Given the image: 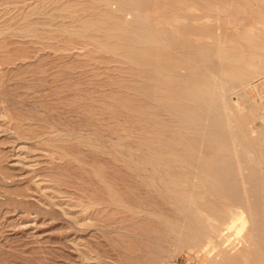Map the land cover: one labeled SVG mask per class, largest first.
<instances>
[{"label": "rangeland", "instance_id": "obj_1", "mask_svg": "<svg viewBox=\"0 0 264 264\" xmlns=\"http://www.w3.org/2000/svg\"><path fill=\"white\" fill-rule=\"evenodd\" d=\"M167 1L0 0V264H210L212 254L185 249L169 230L168 224L180 222L163 188L173 182L193 194L192 203H206L207 187L192 172L206 155L234 164L240 175L258 172L264 158V70L258 61L245 65L258 74L233 90L226 87L232 131L225 117L224 130L181 118V105L192 103L166 79L204 72L220 101L216 75L209 73L214 68L196 45L217 48L220 24L227 50L247 52L232 38L264 28L251 20L253 0H229L234 5L226 22L215 11L212 19L191 22L186 17L210 9H172ZM171 1V7L179 4ZM114 23L120 29L98 27ZM199 27L204 36L195 35ZM138 28L160 52L152 67L141 66L132 53ZM187 35L190 45L183 44ZM101 42L121 49L114 55ZM175 156L185 159L186 169L172 162ZM165 158L166 165L160 161Z\"/></svg>", "mask_w": 264, "mask_h": 264}, {"label": "bare ground", "instance_id": "obj_2", "mask_svg": "<svg viewBox=\"0 0 264 264\" xmlns=\"http://www.w3.org/2000/svg\"><path fill=\"white\" fill-rule=\"evenodd\" d=\"M102 1H104V0H102ZM119 1L123 2V1H128V0H119ZM250 1L252 2V0H250ZM171 2H173V1L168 0L165 4L167 7L172 8V9H184V10L198 9V10H200L201 7L209 8L210 9L209 13H210V11H211V13L213 11H215V13H216L215 15H217L218 21H224V22H226L227 19L230 18L228 16H231V15H229V11H228L229 7L234 5L232 3L234 1L231 2L229 0H179L177 2V3H179L177 6H175L176 3H174V4H172V7H171ZM253 2H256L255 4H257V8H256L257 12H256V10L253 11L251 20L254 22V24L261 25L264 28V0H253ZM110 4H112V3H110ZM252 4H254V3H252ZM116 5H118V4H116ZM244 5H247V3ZM103 7H105V6H103ZM262 8H263V10H261ZM117 9H119V8H117ZM119 12H125V11H124V9H121ZM209 13L205 14L204 16H196V15L190 16L189 15L186 18H187V20H189L191 22L200 21V20H203L206 18L212 19L214 15L211 16V13L210 14ZM111 14H114V13H111ZM123 14H125V13H123ZM114 16H115V14H114ZM117 17L118 16H116V18ZM121 17H123V16H121ZM249 18H250V16H249ZM112 20H114V19H112ZM238 21L241 22V19ZM231 22H233V21H231ZM163 23H165V22H163ZM145 24H146V22H145ZM251 24L252 23H250V25ZM125 25H126V23H125ZM207 25H208V23H207ZM190 26H193V25H190ZM98 27L101 30H103L104 32L105 31L108 32L112 29H117V28L120 29L119 24H115V23L113 25L101 24V25H98ZM203 28L202 27L197 28L195 35L204 36V34L202 32L205 29H203ZM217 29H218V31H220V33L218 32L219 46L217 48L216 47L206 48L205 46L199 44V45H196L197 46L196 49H197V53L199 55H201V54L203 55V57L200 56L201 58L206 59L204 56L208 57L209 65H211L210 67L214 68V71H209V73H210V75H212V74L216 75L215 77L213 76L212 82L216 85L217 88H219L220 101L218 99H216V97H215L216 94H215L213 86L207 80L206 74L204 72H202L201 70L200 71L202 73L199 72L200 74H198V75L188 72L186 75H184L183 77H180L179 79H177L178 75L176 76L177 78H175V76L171 75L169 82L167 81V79H166V82H167L168 86L174 92H176L182 100L185 98L186 100H188L189 102L192 103L191 108H189L188 106H186L184 104L183 105L180 104L181 110H182L181 111V118H183L184 120L193 119L196 122H199L201 124H206V126L216 127V129H218V130H224V128H226V126L222 123V119H223V117H225L226 119L229 120L231 118L232 111H233V109L229 105L230 101L228 99L229 96L227 94L228 92L226 90V87H228V89L233 90V88L236 85H243L245 83V81L251 77V75L253 76V75L258 74V71L247 69L245 67V65H251V64L254 65V63L256 61H258L260 63V66L258 68L260 70H264V31L262 33H261V31H258V32H260V34H257V32H254L251 29V30H249L248 33L245 31L242 34L235 35L232 38V42L237 41V42L241 43L244 48H247L250 50L249 51L247 50V52H241V51L240 52H230L224 46L227 43L226 42L227 39L225 36L226 34L223 33L222 26L219 24ZM82 30H83V28H82ZM124 30H126V29H124ZM137 31H139V32H137V37L140 40L136 43L138 46H136L135 49L133 48L135 51H132V53L134 52V55L138 57L137 63H139L141 66L152 67L155 64V60L153 58L158 57L160 52L158 53V51L153 46H151V44L155 43V40L151 37V35L149 33H146V32L143 33V31L139 28L137 29ZM228 31L229 30H227V32ZM255 31H256V29H255ZM134 32H136V31H134ZM157 34H159V33H156V35ZM115 36H117V35H115ZM118 38L123 39V40L128 39V37H126V36H119ZM96 39H98V38H96ZM162 40H163V38H162ZM191 41H192L191 35L190 36L187 35V37L186 36L183 37V44L184 45L192 44ZM89 42H91V41H89ZM108 42H104V43L101 42L102 43L101 44L102 49L109 51L111 53H114V55H115V53L121 48L118 47L117 45H115L114 43L112 44V43H108ZM92 43L94 44V42H92ZM120 46H122V45H120ZM191 46H194V45H191ZM196 46H194V47H196ZM175 51H176V49H175ZM178 52H180V51H178ZM192 55H194V54H192ZM168 56H167V58H168ZM214 58L218 59L219 62H216V60H214ZM133 61H135V60H133ZM161 61L162 60H160V62ZM191 61H193V59ZM188 62H189V59H188ZM236 62H237V66L234 67L233 64H231V63H236ZM127 63H129V62H127ZM135 63H136V61H135ZM199 64H201V62H199ZM192 65L196 66V64H192ZM200 66H202V68H204L206 65L205 66L200 65ZM165 70H166V68H165ZM176 74H178V73H176ZM227 84H229V86ZM253 109H255V108H253ZM209 113L213 114V117H211V118L207 117V115ZM251 115H253V114H251ZM258 117H260V116H258ZM242 119H243V117H242ZM249 119H253V118H251V116H250ZM249 119L246 121H249ZM255 121H257V120L255 119L253 122H255ZM142 122H144V121H142ZM144 123H146V122H144ZM242 123H243V121H242ZM233 125H234V123L232 122V119H230V122H229V125L227 126V128L232 131ZM248 125H250V122ZM246 127L247 126H245L244 128H246ZM262 129H260L261 131L260 130L259 131L262 132ZM248 133H249V131H248ZM243 134H245V133H243ZM262 134H264V131ZM160 136H161V134H160ZM152 138L153 137H151V139ZM259 139H264V138L261 137ZM197 141H200V140H197ZM239 141L241 142L242 139ZM167 142H169V141H167ZM236 143H238V142H236ZM136 144H138V143H136ZM241 145H242V143H241ZM259 146H262V145H259ZM165 147H166V144H165ZM202 147H203V145H202ZM243 147H245V145ZM247 148H248V146H247ZM190 149H191V151L195 152V154H197L199 152V148L196 145L191 144ZM171 150H172V148L168 152H171ZM256 150H258V149H256ZM156 151H159V150H156ZM172 151H175V150H172ZM159 152L162 154L163 151L162 152L159 151ZM257 152H260V151H257ZM160 153H158V154H160ZM209 153H211V152H209ZM212 154H213V152H212ZM163 155H165L164 152H163ZM174 155H175V153H174ZM180 155H182V154H180ZM170 156H171V154H170ZM184 156H185V154H184ZM142 157H145V156H142ZM255 157H256V154H255ZM156 159H158V158H156ZM167 159H170V158H167ZM200 159L201 160L198 159V162L195 163V165H193V168L195 170L192 168V172L194 171L197 179L207 187V190H208L207 192H209L210 199L208 197L206 199V203H192V200H193V197L191 196L192 193L189 192L190 193L189 194L188 192H186L184 190L182 191V190L176 188V186L173 185V182L170 184L167 182V185H165L163 189L166 188L165 190L167 191V194H168V196H166V197H168L173 202V205L176 209V212L178 213L179 222H180L179 225L172 223V222L170 224H168L169 230L179 238L178 240L180 241V244L183 247H185V249H187L186 247L195 246L202 253H205L207 255L212 254V256H214V257L210 258V264H215V262L217 264H264V197L260 194V191H262L263 186H264V158L259 161L260 164L258 165V168H259L258 172L252 171V173H249L246 176H244L243 173H241V175H240L236 171L237 170L236 166H234V164L232 165L230 162H227L225 160H222L219 158H215V159L210 158V157H207V155H206V157L202 156V158H200ZM141 160H143V159H141ZM144 160H146V159H144ZM164 160H166V158L163 160H160V161H164ZM192 160L194 161V159H192ZM167 161L168 160H166V162ZM153 162H154V160H153ZM172 162L175 165H177V164L181 165L182 164V166L184 167L183 162H185V159H182L178 156H175L174 158H172ZM145 163H146V161H145ZM164 163H165V161H164ZM146 164H148V163H146ZM152 165H155V164H152ZM162 165H163V163H162ZM164 165H166V163ZM161 166H159V167L161 168ZM171 166H173V165H170V166L168 165V167H171ZM183 167H181V168H183ZM238 167H240V166H238ZM171 169L172 168H170V170ZM247 171H245V172H247ZM172 173H174V172H172ZM178 173H181V172H178ZM182 173H183V171H182ZM183 174H186V173H183ZM176 175H178V174L176 173ZM186 175H184V176H186ZM184 176H179V178H182V177L184 178ZM172 178H175V176ZM179 178H177V179H179ZM147 179H151V178H147ZM184 181H186V180H184ZM187 183H190V181H188ZM190 184H192V183H190ZM193 185H194V183H193ZM198 186L199 185L197 183L196 187H198ZM184 189H185V187H184ZM186 190H188V189H186ZM172 202H170V203H172ZM167 206H169V205H167ZM150 214H152V213H150ZM154 214H155V212H154ZM244 214L246 215V217L241 218V216ZM158 219H160V218H158ZM170 235H171V233H170ZM233 236H236L235 240H231V238Z\"/></svg>", "mask_w": 264, "mask_h": 264}]
</instances>
